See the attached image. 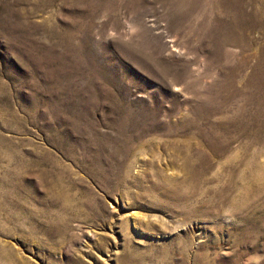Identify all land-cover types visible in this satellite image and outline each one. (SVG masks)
<instances>
[{
  "label": "rangeland",
  "instance_id": "obj_1",
  "mask_svg": "<svg viewBox=\"0 0 264 264\" xmlns=\"http://www.w3.org/2000/svg\"><path fill=\"white\" fill-rule=\"evenodd\" d=\"M0 264H264V0H0Z\"/></svg>",
  "mask_w": 264,
  "mask_h": 264
},
{
  "label": "bare ground",
  "instance_id": "obj_2",
  "mask_svg": "<svg viewBox=\"0 0 264 264\" xmlns=\"http://www.w3.org/2000/svg\"><path fill=\"white\" fill-rule=\"evenodd\" d=\"M240 151V150H239Z\"/></svg>",
  "mask_w": 264,
  "mask_h": 264
}]
</instances>
